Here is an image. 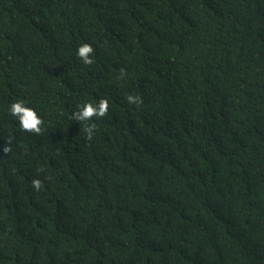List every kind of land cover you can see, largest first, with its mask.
Returning a JSON list of instances; mask_svg holds the SVG:
<instances>
[{"label":"trees","instance_id":"trees-1","mask_svg":"<svg viewBox=\"0 0 264 264\" xmlns=\"http://www.w3.org/2000/svg\"><path fill=\"white\" fill-rule=\"evenodd\" d=\"M0 264H264V0H0Z\"/></svg>","mask_w":264,"mask_h":264}]
</instances>
